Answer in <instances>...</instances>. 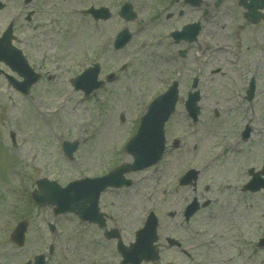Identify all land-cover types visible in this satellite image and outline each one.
Listing matches in <instances>:
<instances>
[{"label": "rangeland", "instance_id": "obj_1", "mask_svg": "<svg viewBox=\"0 0 264 264\" xmlns=\"http://www.w3.org/2000/svg\"><path fill=\"white\" fill-rule=\"evenodd\" d=\"M3 1L9 5L0 12V25L21 7L19 0ZM213 1L203 0L199 8H181V2L174 0L32 1L34 16L30 22L20 18L15 29L22 38L20 47L41 79L24 96L0 76V264H23L40 253L45 254L44 264H119L116 240L106 238L103 231L118 229L128 245L150 211L159 222L161 261L155 264H264V249L256 247L264 234V190L249 194L242 188L248 170L256 171L264 163V22L247 25L236 0L219 6ZM124 2L135 12L133 20L118 16ZM101 5L109 7L112 17L95 24L83 10ZM193 22L200 23L201 31L189 48L167 36ZM125 27L132 39L114 51V37ZM236 27L242 40L240 67L256 81L254 98L243 103V110L235 94L234 70L226 67L209 74L229 55L226 49L234 44ZM183 48H188L189 67L180 72L182 101L165 126L163 157L128 174L133 181L130 187L101 195V208L111 218L104 228L72 213L54 216L51 208L36 207L30 193L39 178L64 185L132 161L124 144L147 104L179 75L177 67L183 61L177 50ZM95 63L101 66L99 78L112 72L115 77L84 98L71 80ZM193 76L198 77L201 93V114L195 125L184 110L185 86ZM251 114L254 117L245 120ZM243 124L252 130L246 142L238 138ZM175 138L178 144L173 148ZM62 140L78 142L71 160L61 150ZM191 168L199 171L195 184L180 186L179 178ZM193 199L199 208L186 222L183 212ZM20 219L29 226L24 244L18 247L9 235ZM164 237L181 242L189 258L169 248Z\"/></svg>", "mask_w": 264, "mask_h": 264}, {"label": "water", "instance_id": "obj_2", "mask_svg": "<svg viewBox=\"0 0 264 264\" xmlns=\"http://www.w3.org/2000/svg\"><path fill=\"white\" fill-rule=\"evenodd\" d=\"M191 4H198L200 0H186ZM222 0H217L216 4ZM240 4L247 10L245 16L251 21H257V9L264 8V0H239ZM248 1V2H247ZM96 13V12H94ZM121 15L130 19L133 17L130 14V7L125 6L120 11ZM199 30L198 24H191L183 27L181 33L186 35L187 39L195 38ZM175 35V34H174ZM129 34L123 30L117 35L115 47H122L128 40ZM14 48L9 46V42L0 39V61L8 64L12 70L21 75L24 80L16 83L20 86V90L27 91L29 85L36 80L30 68L26 65L21 57H18ZM98 65L84 71L80 76L74 80L76 89H82L85 95H88L93 89L99 87L102 82L97 81ZM85 81V83H83ZM177 92L175 87L170 88L161 96L154 99L149 107L147 113L141 118L139 128L136 135L127 143L126 151L133 156V163L118 167L113 172L101 178L82 179L70 183L66 188L61 189L54 182H48L43 179L38 181L40 189L39 193H33L32 197L39 205H55L54 213H63L66 211L76 212L80 218L88 221H94L102 225V219L97 209V199L99 193L107 186L118 187L122 184H129V181L123 179V174L145 168L155 163L163 150V124L173 111ZM251 96V94H250ZM196 97L187 103V108L194 115L197 113V108H194ZM77 143L64 142L63 150L67 156L71 157L75 150ZM260 179V178H259ZM258 178H255V181ZM261 180V179H260ZM189 178L185 176L181 183H186ZM195 209V208H194ZM190 209L187 215L194 212ZM25 222H20L12 235V239L18 245L23 242V233L25 231ZM113 233H108V236H113ZM137 240L135 244L130 245L129 248L119 245L120 251L124 257L123 262H130L132 264H139L142 259L155 260L157 259V251L153 248L152 243L155 241V220L150 217L145 227L137 233ZM175 243L173 240L170 244ZM30 264V262L26 263ZM33 264H43V256L35 258Z\"/></svg>", "mask_w": 264, "mask_h": 264}, {"label": "flooded vegetation", "instance_id": "obj_3", "mask_svg": "<svg viewBox=\"0 0 264 264\" xmlns=\"http://www.w3.org/2000/svg\"><path fill=\"white\" fill-rule=\"evenodd\" d=\"M10 2V1H9ZM5 4V8L7 7V5H9V3L8 2H6V3H4ZM16 21V20H15ZM15 27L16 26H14V30H13V33H15L16 32V29H15ZM15 40H16V42L18 43V44H20V42H22V40L21 41H19L18 39H17V37H16V35H15ZM242 57L243 56H239V58H241L242 59ZM251 78V76L249 77V78H247V80H246V83H245V90L249 87V83L252 81V78ZM238 90H240V87L238 86ZM246 136H244V134H243V131H242V133H241V139H244V140H246L248 137H249V134H250V131H251V128H246ZM186 258H189V256H186Z\"/></svg>", "mask_w": 264, "mask_h": 264}, {"label": "bare ground", "instance_id": "obj_4", "mask_svg": "<svg viewBox=\"0 0 264 264\" xmlns=\"http://www.w3.org/2000/svg\"><path fill=\"white\" fill-rule=\"evenodd\" d=\"M216 157H218L219 159H221L222 158V155H221V153L219 154H216ZM219 161V160H218Z\"/></svg>", "mask_w": 264, "mask_h": 264}]
</instances>
